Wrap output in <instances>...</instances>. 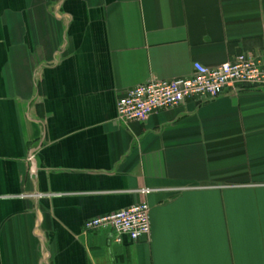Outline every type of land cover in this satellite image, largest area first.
<instances>
[{
  "label": "crops",
  "instance_id": "0c3cea01",
  "mask_svg": "<svg viewBox=\"0 0 264 264\" xmlns=\"http://www.w3.org/2000/svg\"><path fill=\"white\" fill-rule=\"evenodd\" d=\"M241 53L264 0H0V264H264V87L117 113ZM144 200L139 241L84 228Z\"/></svg>",
  "mask_w": 264,
  "mask_h": 264
},
{
  "label": "built area",
  "instance_id": "2783aa9c",
  "mask_svg": "<svg viewBox=\"0 0 264 264\" xmlns=\"http://www.w3.org/2000/svg\"><path fill=\"white\" fill-rule=\"evenodd\" d=\"M242 87H264V59L241 53L216 66L195 62L191 76L152 79L130 88L117 102L118 119L125 124L146 120L187 100L210 101L227 89L237 92ZM140 192L147 195L151 190L145 188ZM84 228L86 231L110 229L116 242L122 243L125 238L136 242L151 232V206L144 200L89 219Z\"/></svg>",
  "mask_w": 264,
  "mask_h": 264
}]
</instances>
